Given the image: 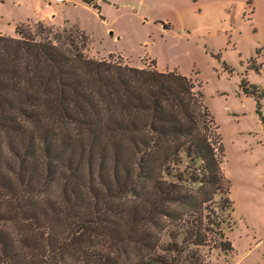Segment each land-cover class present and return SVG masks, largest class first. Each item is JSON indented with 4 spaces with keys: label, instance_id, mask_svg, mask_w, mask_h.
Listing matches in <instances>:
<instances>
[{
    "label": "trees",
    "instance_id": "obj_1",
    "mask_svg": "<svg viewBox=\"0 0 264 264\" xmlns=\"http://www.w3.org/2000/svg\"><path fill=\"white\" fill-rule=\"evenodd\" d=\"M15 32L0 34V264H206L202 247L233 251L201 84L90 57L84 33Z\"/></svg>",
    "mask_w": 264,
    "mask_h": 264
},
{
    "label": "rangeland",
    "instance_id": "obj_2",
    "mask_svg": "<svg viewBox=\"0 0 264 264\" xmlns=\"http://www.w3.org/2000/svg\"><path fill=\"white\" fill-rule=\"evenodd\" d=\"M97 2L103 18L82 0H67L52 8L55 23L68 24L22 25L42 22L84 33L90 57L177 69L201 84L234 202L232 231L225 226L234 250L205 246L201 252L206 264H264V0ZM41 6L48 8L47 0H0V31L10 34Z\"/></svg>",
    "mask_w": 264,
    "mask_h": 264
},
{
    "label": "crops",
    "instance_id": "obj_3",
    "mask_svg": "<svg viewBox=\"0 0 264 264\" xmlns=\"http://www.w3.org/2000/svg\"><path fill=\"white\" fill-rule=\"evenodd\" d=\"M83 1V0H82ZM97 1H101V0H97ZM67 2V0L64 2V3H66ZM84 2V1H83ZM85 4H87L86 2H84ZM61 4H63V3H61ZM100 4V3H99ZM56 5H58V4H56ZM89 7H92L91 5H89V4H87ZM101 6V5H100ZM53 6H48V8H45L44 6H41L40 7V11H41V13L39 14V15H37V16H30V17H27L26 18V20H24V21H21V22H18V23H16V25L14 26V28H12V32L10 33V34H7V33H4V32H2V31H0V34H6V35H12V36H14V35H16V28H17V26L18 25H20V24H23V23H25V22H28V21H31V20H34V21H43V22H46V23H52V24H56L55 23V20H56V18H57V16H58V13H57V11L55 10V9H53L52 8ZM93 8V7H92ZM95 9V8H94ZM96 10H98V9H96ZM101 11H102V7H101V10H100V13H101ZM98 13H99V11H98ZM68 20H65L62 24H56V25H58V26H61V25H64V24H68ZM81 30H83L82 28H80ZM83 31H85V30H83ZM85 33H87L86 31H85ZM152 58V57H151ZM156 61V60H155ZM156 64H157V61H156ZM157 67H158V65H157ZM159 69V68H158ZM160 70V69H159ZM166 70V69H165Z\"/></svg>",
    "mask_w": 264,
    "mask_h": 264
},
{
    "label": "built area",
    "instance_id": "obj_4",
    "mask_svg": "<svg viewBox=\"0 0 264 264\" xmlns=\"http://www.w3.org/2000/svg\"><path fill=\"white\" fill-rule=\"evenodd\" d=\"M65 1L66 0H47L49 6L61 4L64 3Z\"/></svg>",
    "mask_w": 264,
    "mask_h": 264
}]
</instances>
